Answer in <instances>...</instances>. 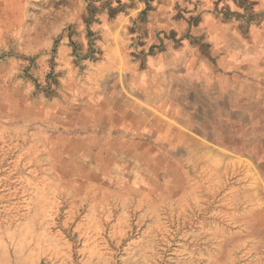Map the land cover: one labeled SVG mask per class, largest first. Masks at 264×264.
I'll use <instances>...</instances> for the list:
<instances>
[{
    "label": "rangeland",
    "instance_id": "1",
    "mask_svg": "<svg viewBox=\"0 0 264 264\" xmlns=\"http://www.w3.org/2000/svg\"><path fill=\"white\" fill-rule=\"evenodd\" d=\"M195 5L164 28L148 0H0V264H264V70L254 100L234 63L235 100L173 73L150 105Z\"/></svg>",
    "mask_w": 264,
    "mask_h": 264
},
{
    "label": "crops",
    "instance_id": "2",
    "mask_svg": "<svg viewBox=\"0 0 264 264\" xmlns=\"http://www.w3.org/2000/svg\"><path fill=\"white\" fill-rule=\"evenodd\" d=\"M148 1L152 5L148 8V20H157L156 24L150 25L151 27L168 28L177 27V25L188 27L185 20H175L176 23L173 19L175 14L181 15L174 6L185 0ZM242 1L245 3L247 1L246 7L253 9L250 11L253 15L249 17L243 15L244 27H239L240 30H238L235 13L236 10L240 11L244 7L238 0H194L196 3L194 10L196 11L189 12V14H195L200 18L192 27L198 35L204 34V39L196 42L195 51H193L191 41L184 40L186 46L178 52L172 50V46L165 43L161 50L148 58L147 74L152 68L155 71V80L158 81L154 93L156 98L150 105L161 107L163 111L165 103L170 104L173 90H175V85L170 88V79L173 73L186 75L180 80L184 79L185 86L182 87V95L188 105L198 101L210 106L211 101L220 95L231 96L235 100L234 63L244 64L245 75L242 80L246 89L242 97L248 96L250 100L255 99V96L252 98L246 90L252 80L258 82L261 75L263 76L264 1ZM141 7H143L142 3H140ZM244 10L246 11L245 7ZM133 12L122 13V19L129 17ZM238 31H241L244 38H240ZM228 81L230 84L227 83ZM150 95L151 93H148V96Z\"/></svg>",
    "mask_w": 264,
    "mask_h": 264
},
{
    "label": "bare ground",
    "instance_id": "3",
    "mask_svg": "<svg viewBox=\"0 0 264 264\" xmlns=\"http://www.w3.org/2000/svg\"><path fill=\"white\" fill-rule=\"evenodd\" d=\"M128 108V107H127ZM122 115V114H121ZM99 126V125H98ZM106 126V125H105ZM113 126V125H112ZM105 136V135H104ZM66 150V149H65ZM74 154V153H73ZM78 157V156H77Z\"/></svg>",
    "mask_w": 264,
    "mask_h": 264
}]
</instances>
